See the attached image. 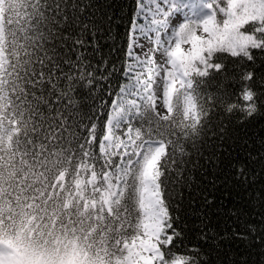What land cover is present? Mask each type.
Here are the masks:
<instances>
[{"label": "trees", "instance_id": "1", "mask_svg": "<svg viewBox=\"0 0 264 264\" xmlns=\"http://www.w3.org/2000/svg\"><path fill=\"white\" fill-rule=\"evenodd\" d=\"M90 4L87 11L100 32L98 51L87 37L85 55L96 80L86 87L83 81H57L53 72L55 0H2L0 243L19 252L24 264H68L72 259L115 264L135 224L137 168H131L106 212L102 174L114 176L119 153L98 152L83 127L95 114L103 131L109 105L122 86L136 0ZM68 46H73L70 41ZM252 52L255 61L248 66L260 80L264 53ZM217 58L233 75L236 60L228 54ZM235 91L231 80L213 73L206 83L175 95L166 118L145 105L131 125L138 143L163 142L164 167L181 168L179 173L172 169L166 199L180 217L176 227L183 232L182 243L199 249L198 264H264V97L251 118L238 112L228 116L225 107L238 104ZM101 101L103 111L97 113ZM189 101L196 120L185 114ZM61 173L63 181L55 182ZM91 174L94 182H88ZM176 251L192 254L187 248Z\"/></svg>", "mask_w": 264, "mask_h": 264}, {"label": "snow or ice", "instance_id": "2", "mask_svg": "<svg viewBox=\"0 0 264 264\" xmlns=\"http://www.w3.org/2000/svg\"><path fill=\"white\" fill-rule=\"evenodd\" d=\"M55 3L58 44L52 53L56 80L73 84L83 81L86 87H91L96 76L85 55L89 48L87 37L91 36L90 47L98 51L100 28L94 14L87 11L91 8L90 0H55ZM184 7L183 0H136L121 73L122 86L109 105L103 131H99L98 115H90L84 123V135L91 133L90 139L98 146V152L108 154L122 149L130 158L127 149L131 142L127 137L131 135L132 122L141 108L154 100L153 85L161 72L163 85L173 89L177 83L191 89L206 83L213 73H219L235 84L237 105L246 114L244 118L257 113L264 97V78L257 80L248 63L255 61L252 50L264 53V0H227L226 6L212 0L208 5L212 13L202 22L182 20ZM218 13L222 18L217 19ZM69 41L72 47L68 46ZM160 49L167 58V66L156 64L152 58L151 54ZM72 53L76 54L75 59ZM217 54H228L236 60L231 68L233 75L228 74L227 64ZM245 73L246 79L242 80ZM103 103L97 106V113L103 111ZM125 124L127 128L121 132ZM166 156V149L162 151L159 146L147 144L143 158L132 162L137 168V213L132 233L125 238L119 264H188L189 260L198 264L199 249L182 243L183 232L176 227L180 217L166 199L172 169L181 171L175 164L171 169L164 167L162 161ZM130 170L128 164H122L119 169L125 177ZM238 172L243 175L244 168ZM237 235L242 239L245 236ZM180 248H187L192 254L176 251ZM0 264H4L2 254ZM11 264H24L19 252Z\"/></svg>", "mask_w": 264, "mask_h": 264}, {"label": "rangeland", "instance_id": "3", "mask_svg": "<svg viewBox=\"0 0 264 264\" xmlns=\"http://www.w3.org/2000/svg\"><path fill=\"white\" fill-rule=\"evenodd\" d=\"M183 3L185 5V7L183 8V11L188 9L192 5V9L186 10L189 13H185V14H187V15L189 14L191 16L192 22H202L203 20L207 19L212 13V9L210 7H208V5H210L212 3V0H183ZM217 3H219L221 6H226L227 0H217ZM0 4H1V0H0ZM0 7H1V5H0ZM214 7H215V5H214ZM182 18L185 19L186 17L182 16ZM220 18H222V14L218 13L217 19H220ZM199 34H201V33H198V35ZM184 47L187 48L189 46L185 45ZM151 55H152V58L153 57L157 58L156 59L157 62H155L156 64H164L165 66H167V63H166L167 58L163 55L162 49L158 50L157 52L155 51ZM1 62H2V60H1V54H0V66H1ZM155 79H156V83L153 85L154 100H152L149 104H150L151 108L153 109V111L157 115H159L160 117H166L169 115V113L171 111L173 96L178 91H180L181 89H185L187 87L183 86L179 83H177V85L174 89L170 86L165 87L163 85V83H164V73L163 72H161V75L159 77H156ZM194 109L195 108H194L192 101H189L186 104L185 114L191 120H196V113H195ZM126 128L123 127L121 129V132L126 130ZM127 141L131 142L127 151L129 154L135 155L134 160L143 158V154H144V151L146 150L147 144L159 146L162 151L164 150V145L158 141H151V142L148 141V142L138 143V147H139L138 148L136 139H135L134 134L132 132H131V135L127 137ZM131 145H134V147H132ZM118 151L121 152L120 153V162H119V165L117 166V176L115 177V184L112 188V191H116V192H119V189H120L119 182L121 181V172L119 171V169H121L122 164H124V159L126 157H128V155H125V153L122 149H118L114 153H117ZM62 178H63V176L61 177V179ZM105 178L108 179V176L105 175ZM92 179H93V177H92ZM107 185L110 187L109 182H107ZM101 194H102L104 200L107 201V203H109V201H110L109 200V198H110L109 193L107 191H102ZM123 247H124V244H123ZM0 254L3 255L4 264H11L13 258L15 257L14 254H12L10 251L6 250L2 245H0ZM68 264H77V262L75 259H72Z\"/></svg>", "mask_w": 264, "mask_h": 264}, {"label": "clouds", "instance_id": "4", "mask_svg": "<svg viewBox=\"0 0 264 264\" xmlns=\"http://www.w3.org/2000/svg\"><path fill=\"white\" fill-rule=\"evenodd\" d=\"M246 76H247L246 73L242 74L241 79L245 80ZM224 111H225V114L228 115V116H231L234 112L240 113V117L241 118H244V116L246 115L244 112L239 111V106L237 104H235V103L227 105L225 107ZM193 131L195 132L196 129H193ZM188 264H193V262L191 260H189Z\"/></svg>", "mask_w": 264, "mask_h": 264}]
</instances>
